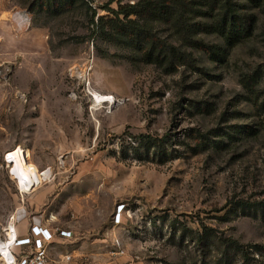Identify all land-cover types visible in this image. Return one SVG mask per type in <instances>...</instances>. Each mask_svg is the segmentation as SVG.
<instances>
[{"label":"rangeland","instance_id":"obj_1","mask_svg":"<svg viewBox=\"0 0 264 264\" xmlns=\"http://www.w3.org/2000/svg\"><path fill=\"white\" fill-rule=\"evenodd\" d=\"M140 1L83 0L52 15L0 0V240L21 215L41 214L112 233L113 264H264V9L245 10L254 36L221 63L150 22L196 65L167 67L108 35L125 22L111 11ZM18 148L37 172L31 195L5 161Z\"/></svg>","mask_w":264,"mask_h":264},{"label":"trees","instance_id":"obj_2","mask_svg":"<svg viewBox=\"0 0 264 264\" xmlns=\"http://www.w3.org/2000/svg\"><path fill=\"white\" fill-rule=\"evenodd\" d=\"M77 1L83 0H35V3L40 5V9L57 15ZM243 1V4H238L235 0H200L199 4H194L191 0H141L134 5L121 7L117 12L111 11L117 18L122 15L125 22L118 21L120 28L111 26L108 35L117 37L123 45L142 53V58L148 64L156 63L159 59L167 67L185 64L195 68V60L190 54L181 53L176 46L157 38L149 26L150 22L165 24L175 30L184 46L200 50L211 61L221 63L228 50L249 41L257 29V17L245 10L251 7L264 9V6L257 4L260 0ZM130 16H135L136 20L129 19ZM200 35L214 36L221 41V45L208 44ZM243 84L248 88V82ZM138 138L159 148L167 143L166 137Z\"/></svg>","mask_w":264,"mask_h":264},{"label":"crops","instance_id":"obj_3","mask_svg":"<svg viewBox=\"0 0 264 264\" xmlns=\"http://www.w3.org/2000/svg\"><path fill=\"white\" fill-rule=\"evenodd\" d=\"M40 173V172H39ZM38 186V185H37ZM50 186V185H42ZM49 189L39 191L30 199V205L38 209L44 204L46 195ZM34 193L31 191L29 195ZM32 225H37L48 229L53 235V240L46 249V264L63 263L66 256L70 257V261L66 264H113L109 259V248L113 247L115 239L112 233H101L94 225H91L84 220H65L57 222L56 219H47L43 215H33L24 217L23 220L12 223V228L17 239L26 238L29 236V228ZM68 232V237L59 236L58 232ZM6 238L7 234H6ZM26 249L25 247L12 246L10 247L11 257L15 258V262L20 259V252ZM0 256V264H6ZM117 261V259H114ZM119 260H123L122 258ZM126 261H122L123 264Z\"/></svg>","mask_w":264,"mask_h":264},{"label":"bare ground","instance_id":"obj_4","mask_svg":"<svg viewBox=\"0 0 264 264\" xmlns=\"http://www.w3.org/2000/svg\"><path fill=\"white\" fill-rule=\"evenodd\" d=\"M95 100L97 102L101 101L102 103L112 104L114 103V100L112 97H102L100 95H95ZM28 151L24 148L22 150L21 148L16 149L15 151L10 152L6 155V160L8 161L11 170L10 175L12 178L16 181V183H20L19 187L21 189L22 193L29 194L31 192L32 186L34 185L33 178H36V171L32 169V167L27 163V159L29 158ZM45 175L46 177H44ZM40 178L42 181L47 179L49 177V172L44 171L39 173ZM7 240L5 242H2L0 240V256H2V260L6 264L9 263V259L11 258L10 254V247L15 246V233L14 229L10 228L9 232L7 233Z\"/></svg>","mask_w":264,"mask_h":264},{"label":"built area","instance_id":"obj_5","mask_svg":"<svg viewBox=\"0 0 264 264\" xmlns=\"http://www.w3.org/2000/svg\"><path fill=\"white\" fill-rule=\"evenodd\" d=\"M5 161L6 157H5ZM8 163V161H7ZM20 183H17V186H19ZM123 206L117 207V213H119L122 210ZM25 216L21 215L17 221L23 220ZM16 221V222H17ZM115 224H118L120 222L119 215L116 214L114 218ZM59 236L62 237H68V232L59 231ZM53 240V235L48 229L42 228L37 225H32L29 228V236L22 239H17L15 237V246L25 247L26 249L22 250L20 252V259L19 261L15 262V258L11 257L9 259L10 264H46V249L47 246L51 243ZM124 253L122 251H119L116 253V255H123ZM70 261V257L66 256L63 260V263L59 264H66ZM123 264H128L127 262H124Z\"/></svg>","mask_w":264,"mask_h":264}]
</instances>
